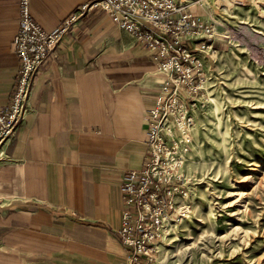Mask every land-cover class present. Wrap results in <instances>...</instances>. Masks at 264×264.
<instances>
[{"label":"crops","instance_id":"obj_1","mask_svg":"<svg viewBox=\"0 0 264 264\" xmlns=\"http://www.w3.org/2000/svg\"><path fill=\"white\" fill-rule=\"evenodd\" d=\"M92 0H31L55 31ZM19 0H0V106L17 86ZM166 78L102 9L66 34L33 82L32 105L0 160V264H128L118 229L125 173L144 165L147 109Z\"/></svg>","mask_w":264,"mask_h":264},{"label":"rangeland","instance_id":"obj_2","mask_svg":"<svg viewBox=\"0 0 264 264\" xmlns=\"http://www.w3.org/2000/svg\"><path fill=\"white\" fill-rule=\"evenodd\" d=\"M217 52L181 150L187 195L160 264H264V0H189Z\"/></svg>","mask_w":264,"mask_h":264},{"label":"built area","instance_id":"obj_3","mask_svg":"<svg viewBox=\"0 0 264 264\" xmlns=\"http://www.w3.org/2000/svg\"><path fill=\"white\" fill-rule=\"evenodd\" d=\"M189 0H92L77 8L55 31L35 18L31 0H19V30L13 49L20 59L18 83L10 102L0 106V160L32 105L36 75L55 55L64 37L92 8L105 11L137 45L149 52L166 78L147 109L148 137L144 165L125 173L118 236L128 250V264H160L171 217L186 196L181 150L190 138L192 112L207 77L205 58L217 52L210 39L216 26L197 17Z\"/></svg>","mask_w":264,"mask_h":264}]
</instances>
